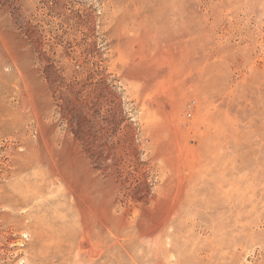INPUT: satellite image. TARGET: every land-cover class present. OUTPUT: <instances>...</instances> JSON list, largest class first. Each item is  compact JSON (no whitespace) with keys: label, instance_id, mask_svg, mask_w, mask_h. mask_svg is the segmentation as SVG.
I'll list each match as a JSON object with an SVG mask.
<instances>
[{"label":"rangeland","instance_id":"374dc122","mask_svg":"<svg viewBox=\"0 0 264 264\" xmlns=\"http://www.w3.org/2000/svg\"><path fill=\"white\" fill-rule=\"evenodd\" d=\"M0 264H264V0H0Z\"/></svg>","mask_w":264,"mask_h":264}]
</instances>
